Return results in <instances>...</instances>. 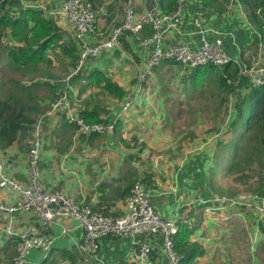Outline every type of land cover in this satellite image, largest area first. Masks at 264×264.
<instances>
[{
    "label": "crops",
    "instance_id": "1",
    "mask_svg": "<svg viewBox=\"0 0 264 264\" xmlns=\"http://www.w3.org/2000/svg\"><path fill=\"white\" fill-rule=\"evenodd\" d=\"M39 1L48 10H54L63 0ZM91 1L99 10L96 32L102 37L111 27L125 21L129 5L134 8L133 23L145 15L150 6L149 0ZM151 2L154 16L167 13L174 4V0ZM213 3L185 0L180 24L173 26L170 20L162 21L161 41L163 47L185 44L198 48L202 35L209 41L221 36L230 58L226 69L238 71L228 81L234 90L227 101L225 88L219 83L223 67L206 65L184 70L171 60H162L149 75H144L153 46H143L140 40L150 35L152 26L149 24H143L137 32L125 30L119 44L87 60L70 85L63 80L70 64L60 53L67 66L62 72H50L54 75L50 82L57 87L56 93L66 97L51 108V92L47 96L39 95L44 110L50 111L42 118L39 181L44 190L60 191L74 200L91 204L94 210L118 216L124 213L125 195L121 193L128 181L149 175L147 182L144 181L157 213L176 222L187 219L192 226L188 242L203 249L202 254L184 264H264V213L256 211L258 200L251 198L250 206L214 200L226 197L223 194L226 192L229 196L240 192L233 186L235 174H232L231 184L224 185L220 181L229 179L230 164L244 140H237V134L233 135L232 131L225 135L226 140L201 139L199 134L207 128L206 117L203 122L189 125L188 129H185L188 123L180 126L183 130L176 140L177 145L171 142L173 137H178L174 135L176 131L171 121L189 112L200 116V112H207L213 118V125L223 120L224 110L233 112L238 99L251 88L248 78L240 71L244 64L258 58V30L244 15L238 0L228 3L213 0ZM200 14L201 23L196 26L194 20ZM54 19L66 35L74 37V27L67 20ZM97 36L87 34L85 39L94 44ZM96 71L123 89V99L118 100L97 83L85 79ZM127 100L131 105L124 109ZM83 102L98 103L100 109L105 110L100 115L104 121L98 122L109 126L105 132L89 135L77 132L68 117H79ZM173 111L179 112L174 118ZM29 136L19 135L11 145L0 148L3 174L23 183H28L29 178ZM119 137L135 140L136 144L131 142L130 147H125ZM214 162L215 169L212 168ZM236 190L239 192L234 193ZM18 197L16 191L0 188V203L10 204ZM32 219L31 212L15 213L13 229L8 231L0 213V264H10L16 240ZM44 234L52 239L49 254L44 256L40 249H31L26 264H138L132 256L133 239L129 236L107 235L100 239L95 254L80 251L82 228L74 218L52 221ZM134 239L153 247L151 264H169L160 233L140 234Z\"/></svg>",
    "mask_w": 264,
    "mask_h": 264
},
{
    "label": "built area",
    "instance_id": "2",
    "mask_svg": "<svg viewBox=\"0 0 264 264\" xmlns=\"http://www.w3.org/2000/svg\"><path fill=\"white\" fill-rule=\"evenodd\" d=\"M19 2H21L22 7L40 9L50 17H62L74 27V38L78 41V61L64 75L63 80L67 85H70L73 78L81 72L87 60L96 58L103 51L117 46L120 41L119 37L125 30L137 32L143 24H150L153 28L151 35L140 40L143 46H153L145 64L144 75H149L153 67L162 60H171L184 70L206 65L223 67L230 62V58L223 47L224 41L221 36L209 41L202 35L198 48H191L185 44L162 46L160 25L163 20H170L173 26L180 24L185 0H175V5L171 11L158 16H154V6L150 0L147 13L134 23L132 22L134 8L129 5L125 21L113 26L107 37L96 40L94 44H90L85 39L87 34L97 33L96 20L99 10L91 0H63L61 5L54 10H48L46 5L39 0H19ZM194 23L196 26L200 25L201 14L195 18ZM258 34V58L240 71L248 78L251 87L264 85V23L262 24V32ZM65 97V94H61L57 100L50 104L51 108L58 106ZM129 105L131 102L127 100L123 108L129 107ZM68 119L76 125L77 132L83 135L103 133L109 128L102 123H86L83 118L78 116H69ZM41 122L42 116L32 127L29 136L28 184L24 185L3 174V165L0 162V188L14 190L19 194L18 199L13 203H0V213L6 222V229L8 231L13 229L12 220L15 213L31 212L33 216V219L19 234L16 241L13 256L14 264H26L27 256L34 248L40 249L44 256L49 254L52 239L44 234V230L52 221L61 217L78 220L82 228L79 250L84 253L95 254L99 250L100 239L107 235L129 236L133 239V259L138 264H151L153 247L134 238L140 234L160 233L169 264H181L182 255L174 250L172 239V236L177 232L176 220L163 218L157 213L151 203L142 176L134 178L128 194L124 197V213L114 217L94 210L91 204L74 200V198L68 197L60 191H48L41 187L39 181V162L43 149ZM251 198L258 200L256 211L259 214L264 213V192L242 193L236 197H215L214 200L232 205L250 206Z\"/></svg>",
    "mask_w": 264,
    "mask_h": 264
},
{
    "label": "trees",
    "instance_id": "3",
    "mask_svg": "<svg viewBox=\"0 0 264 264\" xmlns=\"http://www.w3.org/2000/svg\"><path fill=\"white\" fill-rule=\"evenodd\" d=\"M204 1L214 4L213 0ZM222 1L228 3L230 0ZM238 3L247 19L255 25L258 33H261L264 23V0H238ZM172 5L174 7L175 0ZM149 26L151 27L150 24ZM152 33L153 28H151L150 35ZM56 50L60 51L63 58H68L70 67L77 63L78 41L74 37L66 35L53 17L45 15L42 10L37 8L22 7L19 0H0V53H3L5 63L11 70L19 71L23 75L28 73L36 75V77L28 78L26 83L13 81L6 94L0 97V148L4 149L11 145L19 135H31L32 127L38 119L47 115L43 99L37 91L40 86L43 85L49 89L53 101L59 98L60 94L56 93L57 87L50 82L54 75L43 69V65H40L52 63L49 52L55 51L56 53ZM226 65L223 66L222 75L219 78V83L225 88V101L234 90L228 83L238 74L236 68L228 71ZM85 79L90 80L91 83H97L101 89L113 94L118 100L125 96L123 89L100 71L90 73ZM238 100L239 102H236V106H234V119L229 124L228 130V132L232 131L233 135L237 134V140H244L237 147V152L240 150V154L236 156V152L235 158L230 164L231 169L229 170H233L234 179L242 177V172L235 171V166H240V161L249 163L257 155L258 160L264 164V158H259L262 156V153H259L261 150L253 151L258 146L264 145V85L251 87L250 91ZM83 103L79 108V117L83 118L86 123L104 121L100 115L105 113V110H101L98 103ZM226 112H228L227 109L223 111L221 119H224ZM67 122L70 123L68 120ZM72 125L76 127L74 123ZM116 131L118 133V128ZM119 142L125 147H130L131 142L136 144L135 140L126 141L121 137H119ZM246 142L252 149L251 151L245 144L242 146ZM240 155H244V158L238 160ZM260 168L262 169L264 166ZM259 174L264 175L261 170ZM147 177L150 178L149 175H144V180ZM132 184V180L128 181L126 188L121 193L122 196L128 194ZM253 191L262 193L264 186L258 182L255 190L250 193H254ZM101 211L105 215L112 216L106 211ZM176 224L177 232L172 236L173 247L178 254L182 255L181 264H184V262H190L194 257L202 254L203 249L196 243L188 242L192 226L187 219L177 220ZM10 264H14L13 257Z\"/></svg>",
    "mask_w": 264,
    "mask_h": 264
},
{
    "label": "rangeland",
    "instance_id": "4",
    "mask_svg": "<svg viewBox=\"0 0 264 264\" xmlns=\"http://www.w3.org/2000/svg\"><path fill=\"white\" fill-rule=\"evenodd\" d=\"M110 29L108 30L107 33L104 34L105 37L108 36ZM97 34H99L98 31L94 35L97 36ZM97 37H98V39L105 38V37H102V34L97 36ZM49 55L52 57V59H51L52 63H50L48 65L40 64V65H43V69H46L49 72H62V71H64L65 66H67V65L65 62L62 61L60 52L55 53V51H50ZM33 77H36V75L33 73H28V74L23 75L19 71L11 70L5 63L3 53L0 54V97L4 96L6 94L8 88H10L12 86L13 81H20V82L22 81L23 83H26V82H28L27 81L28 78H33ZM37 91H38V94L40 96H47L49 94V89L44 87V86H40L37 89ZM234 112L235 111L226 112L227 117L224 116L223 120H217L213 125H212L213 118L207 112H200L201 116L197 112H189L188 114H186V116L182 115V116L178 117L176 120L171 121L173 124L172 129H174V131H176V133L174 135L178 136L177 138L173 137L171 142L174 146L177 145L176 140L181 136V134H182L181 132L183 130L180 126H184L185 124L188 123L187 126L185 127V129H188L189 125L193 126L194 124L196 125L199 122H203L206 117L208 118L207 128L204 129L202 131V133L199 134L200 138L201 139H207L208 138V140L209 139L215 140V138H222V140H226L228 137H226L225 135H227L229 133L228 132L229 124H230L231 120L234 118ZM46 113H48V110ZM178 113L179 112H177V111L171 112V114L173 115V118ZM171 142H169V143H171ZM244 144L248 147V149L250 151L252 150L247 142L243 143V146H244ZM164 146H166V145H164ZM257 150H261V151H259V153L260 154L262 153V156H259V158L260 159L264 158V154H263L264 153V145L258 146L257 149H253L254 152ZM238 154H240V150L237 152L236 156H238ZM255 155H256V153H255ZM241 158H244V155H240L238 160ZM263 162H264V160H263ZM239 165L240 166H237V165L235 166L236 167L235 171L242 172V177L240 179H234L235 185H233V186L235 188L239 189L240 192L238 190H236V191H234V193L237 191L239 193H235V194L230 195V196L228 194H226L227 192L223 193L224 195H227L226 197H236L242 193L252 192V190H255L258 182H259V184L264 186V175L259 174L260 170L262 171V174L264 173V168H262V169L260 168V167L264 166V164L258 160L257 155L254 158V160H252L251 162L245 163L243 161H240ZM221 167L222 166L220 165L219 169H218L219 172L222 169ZM212 168L213 169L216 168L215 162L213 163ZM230 173L231 174H228L229 179L224 178L223 180L220 181L222 184L227 185V184L232 183V179H233L232 174H234L233 170H230ZM28 180H29V178H28ZM21 183L24 185L28 184V183H23V182H21Z\"/></svg>",
    "mask_w": 264,
    "mask_h": 264
},
{
    "label": "bare ground",
    "instance_id": "5",
    "mask_svg": "<svg viewBox=\"0 0 264 264\" xmlns=\"http://www.w3.org/2000/svg\"><path fill=\"white\" fill-rule=\"evenodd\" d=\"M249 66V64H244V66L243 67H248Z\"/></svg>",
    "mask_w": 264,
    "mask_h": 264
}]
</instances>
